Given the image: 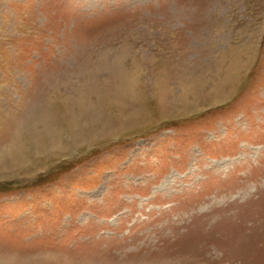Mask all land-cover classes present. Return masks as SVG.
<instances>
[{
    "label": "rangeland",
    "instance_id": "rangeland-1",
    "mask_svg": "<svg viewBox=\"0 0 264 264\" xmlns=\"http://www.w3.org/2000/svg\"><path fill=\"white\" fill-rule=\"evenodd\" d=\"M78 97L102 130L0 172V264H264V0H0V159Z\"/></svg>",
    "mask_w": 264,
    "mask_h": 264
},
{
    "label": "bare ground",
    "instance_id": "bare-ground-1",
    "mask_svg": "<svg viewBox=\"0 0 264 264\" xmlns=\"http://www.w3.org/2000/svg\"><path fill=\"white\" fill-rule=\"evenodd\" d=\"M111 83L112 82H110V84ZM136 85V83L128 84L126 82H122L120 86L112 85V88H115L116 90L115 93L118 95L116 97H123L125 94H129L130 96L135 97L139 93L138 89L137 91H135L133 88ZM91 92L96 93L98 91L96 90L95 92ZM91 95L93 94L87 95V97H85L84 99L91 100L89 98ZM79 102L80 97L76 98V100L70 98L69 100L64 101L63 109L60 108L56 112L52 111L51 118H49L46 112H43L44 114H42V116H38V120L28 126L29 128L28 130H26L21 142L16 145V147L12 148L3 158L0 159V172L4 170L8 173L11 172V170L23 168L28 162H30L33 155L40 157L44 156L51 150H59L65 147L66 144L63 143L62 140H60V138L58 137V132H55L54 125L53 129H51L52 123L50 122V120L54 119L55 115H63V117H69V129L73 131L72 140L74 141L75 146L79 143V141H83L87 137H93L98 133L99 130H102L103 128L96 129V125L107 123L108 119L111 118L110 116H112L111 112L109 113L105 108H103V102L101 103V100L99 101V109L94 105L92 101H87L85 106L83 107L84 109H81V112L79 113L80 116L86 114L85 116H87V118H82L76 115V111L78 110L76 109V106L79 105ZM126 108L127 109L117 111V113L121 115L124 113H133L134 115L136 114L135 112L130 111L132 110V108H129L128 105H126Z\"/></svg>",
    "mask_w": 264,
    "mask_h": 264
}]
</instances>
